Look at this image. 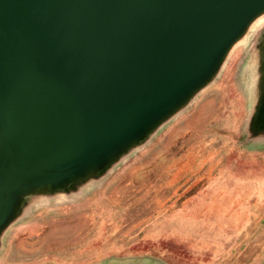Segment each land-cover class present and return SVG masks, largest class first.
Listing matches in <instances>:
<instances>
[{
  "label": "water",
  "instance_id": "1",
  "mask_svg": "<svg viewBox=\"0 0 264 264\" xmlns=\"http://www.w3.org/2000/svg\"><path fill=\"white\" fill-rule=\"evenodd\" d=\"M263 13L264 0H0V233L24 196L149 136Z\"/></svg>",
  "mask_w": 264,
  "mask_h": 264
},
{
  "label": "rangeland",
  "instance_id": "2",
  "mask_svg": "<svg viewBox=\"0 0 264 264\" xmlns=\"http://www.w3.org/2000/svg\"><path fill=\"white\" fill-rule=\"evenodd\" d=\"M263 84L264 13L143 141L66 188L24 196L0 233V264H264Z\"/></svg>",
  "mask_w": 264,
  "mask_h": 264
},
{
  "label": "bare ground",
  "instance_id": "3",
  "mask_svg": "<svg viewBox=\"0 0 264 264\" xmlns=\"http://www.w3.org/2000/svg\"><path fill=\"white\" fill-rule=\"evenodd\" d=\"M230 57V56H229Z\"/></svg>",
  "mask_w": 264,
  "mask_h": 264
}]
</instances>
